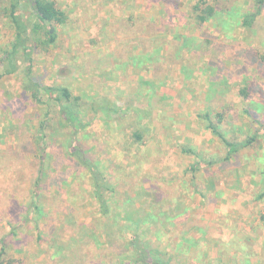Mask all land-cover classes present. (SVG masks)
I'll list each match as a JSON object with an SVG mask.
<instances>
[{
    "label": "rangeland",
    "instance_id": "374dc122",
    "mask_svg": "<svg viewBox=\"0 0 264 264\" xmlns=\"http://www.w3.org/2000/svg\"><path fill=\"white\" fill-rule=\"evenodd\" d=\"M58 1L68 14L67 24L55 25L60 36L58 43L48 51L39 49V53L33 52L34 59L30 68L26 56H22L17 71L12 74H5L0 64V234L10 230V204L14 200L25 204L30 201L29 182L20 184L19 188L18 185L16 189L13 183L7 186L5 184L7 177L16 176L18 165L21 163L28 167L26 177L31 176L34 163L32 146L26 151H20L13 130L24 127L28 129L27 135L34 137L38 134L35 132L42 120L50 121L55 133L60 125L54 112L48 115V111H55L54 104L47 102L43 88H40L38 93L42 99L40 102L36 101L30 92L22 91L26 81L25 75L36 74L37 81L41 79L42 86L63 84L71 87L74 95L83 97L88 107L100 95H109L110 98L114 95L112 102L123 109L122 117L114 119L112 129L103 125L99 117L96 118L89 127L87 137L82 138V141L86 139L84 144L88 145H94L95 141L105 143L108 140V150L115 156V161L112 163L111 159H102V167L108 172L109 178L115 173L117 181L123 177L130 185V178L127 176L130 174L131 181L136 183L135 188L143 183L150 192L154 188V195L160 193L164 197H167L170 191L159 185L166 184L176 189L171 190L170 194L179 202L177 211L182 214L169 219L170 227L167 228L172 231L165 234L168 232L167 228L162 229L160 239L156 234L147 232L143 235L145 240L151 241L154 247L160 246L162 241H168L172 245L169 252L173 255L177 244L183 242V251L177 254V260L181 264H264V194L263 198L258 197L264 193V107L258 106L264 97V60L260 57V54L264 53V7L253 29H245L236 24L235 20L229 19L226 29L230 31V36L225 37L220 30L221 26L218 28L212 22L203 27L194 26L190 16L195 0ZM223 1L225 4L229 3L228 0ZM236 3L240 11L253 8L251 0H237ZM163 7L167 9L165 14L161 12ZM21 10L26 23L32 25L36 18L31 12L30 4L23 5ZM131 18L134 19V25L130 23ZM162 18L171 19L173 24L175 23V31L195 37V41L200 39L204 45L205 35L202 30H208L219 43L221 47L214 58V66H208L206 58L197 60L207 76L218 72L222 80L230 81L232 78L237 86L248 82L252 84L251 97L247 101L236 100L237 97H234L231 89L223 85L218 87L219 99L224 97L223 105L227 110H223L227 117L223 126L227 136L246 139L252 134H258L256 141L241 148L229 160L220 159L213 165L193 171L191 167L197 166L199 156L181 151L180 145L187 144L197 147L198 153H201L200 157L206 155L202 152V149L206 148L209 149V155L214 152L215 156L222 152L225 157L227 154L226 147L217 138L212 135L202 137L205 132L210 133V130L205 128L206 122L198 118V114L211 103L209 86L212 81H207L201 88L194 83H186L184 78L179 76L182 75L180 69H183L181 62L177 65L165 63L163 73L167 75L164 81H159L160 79L153 76L148 69H137L133 65L130 54L142 49L143 38L146 36L143 31H152L153 22H159ZM12 38V30L6 24H0V57L2 51L10 46ZM177 43L176 39L174 44ZM192 50L189 53H193ZM231 72L234 73L232 76ZM152 79L154 87L146 82H151ZM161 82H165V85H160ZM137 89L139 94H136ZM153 91L156 92L154 100L164 95L165 98L159 101L163 104V109L159 114L147 112L146 118L152 113L153 130L148 138V147L140 156L141 150L130 147L129 151H125L122 146L127 131L136 126L135 107L150 108ZM130 93L134 94L133 97ZM234 93L237 94L236 90ZM17 97L18 103L14 105L11 101ZM128 104H131V108L126 111L124 109ZM220 105L219 103L211 107L218 108ZM245 109L259 113L255 123ZM147 120L150 118L146 119L145 123ZM59 128L64 134L65 128ZM193 135H196V141ZM57 137L58 134L56 147L61 146H57L61 142L66 143L64 136ZM150 148L154 151L152 156ZM6 154L10 158H6ZM138 159H141L145 166H137ZM161 159L167 164L162 166L159 162H154ZM9 160L12 163L7 167ZM155 172L162 173V178L154 177ZM143 185L140 195L137 197L135 194L138 199L133 210L140 215L158 209L167 211V205L155 201L153 204L143 195ZM79 186H84L82 179ZM49 191L48 194L52 189ZM54 195L56 193L50 196L52 200ZM163 201H166V198H163ZM95 206V203L83 206L82 219L90 220L91 211ZM62 207L54 205L50 210L45 209L47 214L44 215V220L39 221L40 230L44 227L46 229L51 222L59 233L71 231L68 208L66 206L60 211ZM175 214L176 212L172 211L173 217ZM22 230L20 237H27L24 242L26 246L17 256L25 258L26 264H45L49 259V252L55 253L57 247L54 248L49 242L38 243L36 238L40 230L33 224L28 223ZM45 234H48V230ZM190 243L193 245L190 246ZM186 256L191 257V261Z\"/></svg>",
    "mask_w": 264,
    "mask_h": 264
},
{
    "label": "trees",
    "instance_id": "16d2710c",
    "mask_svg": "<svg viewBox=\"0 0 264 264\" xmlns=\"http://www.w3.org/2000/svg\"><path fill=\"white\" fill-rule=\"evenodd\" d=\"M228 2L225 4L223 0H195L190 16L194 26L203 27L206 23L212 22L218 28L221 26L220 30L225 37L230 36V31L226 29L229 19L235 20L236 24L245 29H253L256 20L262 14L264 0H251L253 8L245 11H240L237 8V0H228ZM26 4H30L31 12L36 18L32 25L27 24L22 15L21 8ZM162 11L165 14L166 7H163ZM67 21L68 14L62 9L58 0H1L0 24H6L13 32L10 46L2 51V57H0L3 72L5 74L16 72L22 56L27 57L28 68H30L34 59L32 57L33 52L35 54L39 53V49L48 51L55 46L60 37L55 25H65ZM154 22L152 31H143L146 36L143 38L144 45L142 49L139 52L130 54L133 65L137 69H148L153 76L155 75L160 79L159 81H164L165 75H167V73H163L165 63L177 65L181 62L183 69H180L182 75L179 74V76L183 77L186 83H194L198 88H201L207 81H212L209 86V100L211 103L198 114V118L205 121V128L210 130V133L205 132L202 137L212 135L217 138L226 147L227 154L225 157H223L224 153L222 152L215 156L214 152L209 155V149L206 148L202 149V152L206 155L200 157L201 153H198L197 147L187 144L180 145L181 151L199 156L197 166L191 167L193 171L207 165H213L219 162L220 159L229 160L241 148L256 141L258 134H252L246 139L243 137L244 140L227 136L228 133L223 128L227 118L223 112V110H226L223 105L225 100L224 97L219 99L220 91L218 87L223 85L231 89V93L234 97H237L236 100L247 101L251 97L252 84L248 82L237 86L232 78H230V81L222 80V76L218 72L210 73L207 76L203 66L200 65V61L197 62V60L206 58L207 65L214 66V58L221 47L215 38L209 34L208 30L207 32L202 30V34L205 35L203 38L204 45L202 41L200 42V39L195 41V37H190L181 31H175L173 29L175 23L173 24L171 19L162 18L159 22ZM130 23L134 25L133 18L130 19ZM176 39L178 43L174 44ZM193 48L198 49V51ZM190 50L194 52L189 53ZM191 55H194V57L192 58ZM260 57L264 60V53H261ZM154 70H156L155 73ZM233 74L231 72V76ZM25 77L26 81L22 91L25 93L26 91L30 92L32 97L40 102L42 99L38 93L39 89L43 88L47 95V102L54 104L55 111H48V115L50 112H54L60 125L55 133L51 122L42 120L35 132H38V134L34 137L33 135H27V128L18 127V129L13 130V134L17 137L18 148H21L20 151H26L32 146L31 154L34 156V163L31 167L32 175L28 178L25 174L28 167L23 163L18 165L16 176L7 177L6 186L13 183L15 189L18 185L19 188L20 184L24 185L29 182L30 201L25 204L24 202L20 203L19 200H14L10 204V214L12 215V218L8 220L10 230L0 234V264H26L25 258L17 256V253L24 251L26 246L24 242H26L27 237L25 235L20 237L23 231L22 228H26V225L30 223L40 230L39 221L44 220V215L47 214L46 210L54 208V205L63 206V209H59L60 211L67 206L71 231L59 233L57 228H53L54 223L51 222L46 229L44 227L40 232L38 231L36 238L38 243L47 244L49 242L52 243L54 248L57 247L55 253L50 254L49 252V259L47 262L45 261V264H181L177 260V254L183 251L181 249L183 242L177 244V249L174 251L175 256L169 252V247H172V245L168 241L165 243H162V241L161 244L159 243L160 246L154 247L151 245V241H147L143 237L147 232H150L156 234L160 239L162 229L170 227L169 219L182 214V212L177 211L179 202L171 195V190L175 191L176 189L166 184L164 186L159 185L170 191L167 197H164L160 193L154 195V188L150 192V189L143 183L135 188L136 183L134 180L131 181L130 174L127 175L130 178V185L126 183L123 177L117 181L115 173L112 174L110 180L108 172L102 167V159H111L113 163L115 158L108 150V140L105 143L95 141L94 145L84 144L86 139L82 141L83 136L87 137L89 127L96 118L99 117L103 125H107L109 129H112L114 119L122 117L121 111L123 109L112 102L114 95H111V98L109 95H100L88 107L85 99L80 95H74L73 89L67 85L42 86L41 79L37 81L36 74H28ZM153 80L151 82L146 80V82L154 87ZM163 84L165 85V82L160 83V85ZM235 90L237 94L234 93ZM136 92V94H139L138 89ZM155 94L156 92L153 91L150 108L135 107L136 126L130 128L131 130L129 129L124 136L125 142L122 147L125 151H129L130 147L139 149V151L141 150L139 155L142 156L148 147V138L153 130V125L152 113L149 117L150 120L145 123V120L149 119L146 118L147 112H157L159 114L163 109V104L159 101L161 102L165 98L164 95H161L154 100ZM130 95L132 94L130 93ZM18 100L17 97L12 99L11 102L15 105ZM212 101L214 102L212 103ZM219 103L221 104L218 107L219 109L211 107ZM260 103L258 106L263 108L264 97ZM130 108L131 104H128L124 110L127 111ZM245 111L255 123L259 113H254L250 109H245ZM59 127L65 128L64 134ZM65 131H67V134H65ZM56 134L59 137L64 136L66 143L61 142V144H57V146H61L56 147ZM193 138L196 141V135H193ZM150 150V156H152L154 151L152 148ZM117 156L118 153H116ZM205 156L207 157L205 158ZM5 157L10 158L7 154ZM137 162L139 163L137 166H145L141 159H138ZM154 162H159L162 166L167 164L164 159L155 160ZM11 163L9 160L6 166L9 167ZM162 175L160 172L158 174L157 172L153 173V176L159 179L162 178ZM81 179L84 181L83 187L79 186ZM159 182H162V180H159ZM141 185H143L142 190L145 197H148L153 204L155 201L158 204L167 205L168 210H151L152 212L141 215L133 210L136 206L135 201L138 199L136 196L138 197L141 192ZM51 189V193L48 194ZM52 193H56L53 200L50 198ZM263 194L261 193L258 197L263 198ZM162 197L166 198V201H163ZM94 203L96 206L91 211V219L88 221L82 219V207L90 204L94 205ZM172 211L176 212L174 217ZM47 230L48 234H45ZM167 230L168 232H165V234L172 231L171 228H167ZM191 245L193 244L190 243ZM187 254L189 255V253ZM186 258L191 261V257L186 256Z\"/></svg>",
    "mask_w": 264,
    "mask_h": 264
}]
</instances>
